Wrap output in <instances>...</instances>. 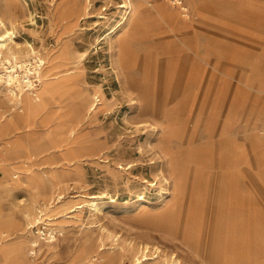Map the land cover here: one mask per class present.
<instances>
[{
	"label": "rangeland",
	"instance_id": "1",
	"mask_svg": "<svg viewBox=\"0 0 264 264\" xmlns=\"http://www.w3.org/2000/svg\"><path fill=\"white\" fill-rule=\"evenodd\" d=\"M9 2L11 10L0 0V18L16 31L11 45L34 49L23 57L26 68L39 58L46 64L39 76L27 73L35 95L26 90L25 69H15L22 105L16 100L10 111H0V232L11 233L6 243L17 242L2 257L22 264H135L137 258H146L141 264L165 258L208 264L190 243V231L221 219L231 232L233 221L225 215L232 209L225 203L232 185L241 203L245 174L254 221L264 220V0H186L188 17L162 0H130L146 15L123 30L128 79L110 47L121 14L130 12L128 0ZM159 4L165 10L153 8ZM185 47L208 59L204 100L194 111L188 106L196 103L190 101L193 79L188 96L183 86L164 98L159 90L185 76L160 80L168 67L183 66ZM5 75L0 65L1 98L8 91ZM16 84L10 87L19 92ZM152 85L156 105L138 116L137 89ZM188 102L185 112L175 109ZM169 126L171 156L158 142ZM179 171L186 189L173 183ZM61 201L83 207L57 213ZM170 216V223L156 224ZM33 240L51 246L29 248ZM226 260L264 264V251Z\"/></svg>",
	"mask_w": 264,
	"mask_h": 264
},
{
	"label": "bare ground",
	"instance_id": "2",
	"mask_svg": "<svg viewBox=\"0 0 264 264\" xmlns=\"http://www.w3.org/2000/svg\"><path fill=\"white\" fill-rule=\"evenodd\" d=\"M128 1L131 7L130 12L128 14H125V13L121 14L120 19L117 22V26L113 30L114 35L110 38V47L113 49L114 55L116 57V60H115L116 66L119 69L120 74L123 77H125V79H128V76H129V74H127L128 66L126 65V62L127 60L130 59V56L127 54V48H126V46L128 45V37L123 35V30L126 28V26L130 25L131 22L133 24L131 26L136 27L138 24L142 23L143 16L146 15V12H145L146 8L144 6H140L137 9H135L134 7L132 8V5H131L132 2L130 3V0ZM4 3L7 6V8L11 10V5H12L11 2H9V0H4ZM88 6H89V2H88V5L87 4L83 5L82 12L84 14H88V10H89ZM117 7L124 8L125 4H119ZM153 8L165 10L163 8V5L161 4ZM166 11L163 13L167 15L168 17H170L168 14V11L167 12ZM98 18H103V17L98 16ZM15 34H16V31L14 30V28L11 25L7 27L6 23L0 18V65L4 69V74H6L5 78L7 80V85H8L7 93L5 94L3 98L0 97V111L1 110L10 111V107H11L10 104L16 100L19 102L20 105H22V101H23L22 95L24 94L23 93L24 89L22 86H20V81L18 78L19 75L15 74L16 72L15 69L16 68L21 69L22 67L25 69L26 80H24V83L26 84V86H28V89L26 90H29L30 94L35 95L34 93L35 88L31 86V81L29 80L27 73H30V74L35 73L37 74V76H39L41 74L42 69L44 68V65L46 64V61L44 58L43 59L39 58L34 65L31 64L32 68H26V61L23 59V57L30 56L31 54L35 55V52L31 45H27L29 49L26 52L21 48L12 46L11 44L12 42H14ZM185 42L188 43L187 38L185 39ZM14 44L16 43L14 42ZM186 48L187 47H185L183 54H182L183 66L179 67L178 69L168 67V69L163 71V74L160 76V80L161 82H166V80L169 78V75L171 76L173 73H180L185 76H183L181 79L177 81L175 80V78L172 79L170 81V84L167 86H163V85L159 86L160 87L159 90L161 91L160 93L163 95L162 96L163 98L165 94L169 92L171 94L176 93V91L182 88V86L185 88V92H186L185 95L188 96L187 92L190 89L186 88L187 82L190 79L194 80V95H192L190 101L194 98L196 101L195 105L193 107H190V105H188L190 102L184 105L182 104L175 105L176 110H179V111L181 110L184 112L187 108V105L189 106L190 110L193 109L192 111L196 110L202 105V102L204 100L203 97H204V90H205L204 79H203L204 73H205L204 64L208 60L207 57L203 55L200 51H197L191 48H187V49ZM215 51L217 50L216 49L212 50L213 53ZM214 55L217 57L216 53H214ZM216 59L217 58L214 59V56H213L212 60H216ZM5 64H7V66ZM193 70L194 72L192 73V76H191L190 73ZM165 71L171 74H166ZM1 77H3V75H1ZM13 82L17 83L15 85V88L19 92H16L15 89L10 87ZM126 84H128V81H126ZM152 84H154V82ZM156 84L158 83L156 82ZM159 87L157 86V88ZM154 88H156L155 85H152L149 90L137 89V102H138L137 106L139 108V111L137 113L138 116H144V114L149 112V110H152L153 106L156 105L155 104L156 97L154 96L156 95V92ZM214 90L217 91L215 88ZM99 100L100 99H98V101ZM93 105L91 106L92 108H90L91 110H93L97 104H93ZM163 107L165 106L163 105ZM161 119H162L161 122L167 121L165 119V113L161 114ZM14 128L19 129V126H16L14 124ZM162 129L163 130L161 132H164V134L161 136L160 141L158 139L159 146L163 153H165L168 156H171L172 155L171 148L173 144L172 130L170 126L167 129H165V127H162ZM28 143H35L37 145L38 140H31ZM178 173L179 174H177L173 183L175 186L177 185L179 187L186 189L185 176L182 171H179ZM225 204L226 206L227 205L231 206V209H232L231 213L225 215V219L227 217L228 219L233 221L232 228L231 226H229L230 230L232 229L230 233L227 232V229L222 227L221 225L222 222H219L221 220L220 219V220H217L214 224L210 225L208 229H206V226L204 227L202 225V228L198 227L195 232L190 231V234H189L190 243L193 244V246L195 247L194 249H197L199 251L198 255L201 258V260L208 264H228L226 260V257L228 256L242 257L243 255L250 254L251 252H256L260 254L261 252L264 251V220H261V218H258L257 221H254V214L252 213L253 208H237V202L233 198V185H232L230 197L228 198V202H226ZM88 205L90 206V208H92L93 211H97V212L100 211V208L102 207V206L101 207L97 206L96 202L95 203L90 202L88 203ZM55 206H56L55 208L56 212L59 213L65 210H69L68 212L75 211L76 209L82 208L83 204L82 205H69L65 201H61L58 205H55ZM61 208L62 210L60 211L59 209ZM227 209L228 208H223V210H225L226 212H229V209L228 211ZM188 216H189L190 221H195L197 219L195 212L189 213ZM203 217L205 216L202 215V218ZM220 217L224 219V214L222 213ZM172 219H173L172 216H170L164 220L156 222V224L165 223V222L170 223ZM31 246H34V247L38 246L39 249L46 251L51 246V244H46L45 246H43L37 241L33 240L29 244V248ZM29 248H28V251H29ZM28 251L26 252L25 255L29 254ZM91 252H93V249L91 250ZM144 260H146V258H144L143 260H140L139 258H137L135 264H141L142 261ZM174 262H175L174 259L165 258L159 261H153L152 264H169V263L177 264L176 262L175 263ZM0 264H22V263L21 262L18 263L16 260L7 258V259H0Z\"/></svg>",
	"mask_w": 264,
	"mask_h": 264
},
{
	"label": "crops",
	"instance_id": "3",
	"mask_svg": "<svg viewBox=\"0 0 264 264\" xmlns=\"http://www.w3.org/2000/svg\"><path fill=\"white\" fill-rule=\"evenodd\" d=\"M244 177H245V184H246L247 189H246V193L244 195H242V200L240 201L241 203L238 202L237 206L239 208H251V190H252L251 189L252 184H251V181H250L251 176L245 174ZM234 191H235V189H234V186H233V198L235 199L236 193ZM235 201H236V199H235ZM10 236H11V233L9 231H6L4 233L0 232V259H7L8 257L7 258L6 257H2V255L5 253L3 251H6V249H8L7 248L8 246H12L15 243H17V242H15L13 244L6 243V241L8 240V238ZM18 242H20V241H18Z\"/></svg>",
	"mask_w": 264,
	"mask_h": 264
},
{
	"label": "built area",
	"instance_id": "4",
	"mask_svg": "<svg viewBox=\"0 0 264 264\" xmlns=\"http://www.w3.org/2000/svg\"><path fill=\"white\" fill-rule=\"evenodd\" d=\"M166 2L168 5L172 6L173 8L177 9L182 17H188V7L186 5V0H162ZM261 132L264 135V122L261 124Z\"/></svg>",
	"mask_w": 264,
	"mask_h": 264
}]
</instances>
